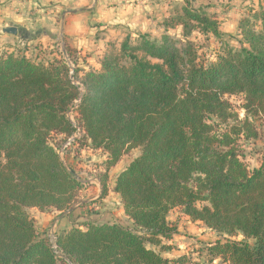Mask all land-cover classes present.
I'll return each mask as SVG.
<instances>
[{"label": "trees", "instance_id": "16d2710c", "mask_svg": "<svg viewBox=\"0 0 264 264\" xmlns=\"http://www.w3.org/2000/svg\"><path fill=\"white\" fill-rule=\"evenodd\" d=\"M173 26L219 36L213 16L187 5L163 22ZM239 30L240 48H225L207 65L171 37L157 43L145 33L109 43L98 70L72 75L63 59L0 56V264H58L28 211L63 213L77 204L81 182L50 140L72 136L66 114L78 98V141L107 156L99 200L108 193L106 173L130 151L140 153L111 190L133 229L87 222L57 234L70 264H170L145 244L171 237L174 209L223 236L207 248L212 258L264 264V152L249 170L238 145L257 140L254 121L264 116V11ZM233 96L243 101V119Z\"/></svg>", "mask_w": 264, "mask_h": 264}, {"label": "rangeland", "instance_id": "374dc122", "mask_svg": "<svg viewBox=\"0 0 264 264\" xmlns=\"http://www.w3.org/2000/svg\"><path fill=\"white\" fill-rule=\"evenodd\" d=\"M92 1L95 2V0H0V56L21 55L42 64H47L53 59L62 60L65 58L72 74L74 69L95 70L93 65L95 61L97 62L98 55L90 57L88 54L82 55L80 51L73 49L71 47L72 40L64 30L66 18L71 19L73 15L90 11L93 5ZM166 1V6L161 7L158 10V15L154 16V24L149 27V33L145 34H148L150 39L157 43L160 42L162 36L167 35L178 47L192 48L197 61L202 65L214 61L225 48L239 49L243 44L239 30L241 21L250 19L253 13L264 11V0H160L158 4ZM186 5L191 11L213 16L218 23L219 36L214 37L209 33H201L196 28L186 31L180 26H173V28L165 30L163 22L181 15L182 8ZM73 10L76 11L74 14L67 13V11ZM3 25L16 28L17 34H5L3 29L6 27ZM116 37L113 40L108 39L105 48L112 42L118 45L124 39L123 35ZM131 37L136 38V36ZM78 76H82V73H79ZM228 101L239 119H243L245 114L241 109L243 105L241 97H229ZM71 114L74 118L75 113L72 111ZM258 120L254 121L256 128ZM62 139L60 136L53 137L50 143L57 148L61 162L81 182V190L77 195V204L70 209V212L68 210L59 214L63 215L62 217L70 216L71 228L80 230H84L83 225L87 222L116 223L133 229L131 222L124 214L120 213V200L111 190L116 176L139 155L140 150L135 149L124 155L120 162L106 173L105 183L108 193L104 199L99 200L102 178L105 175L106 154L101 150L91 149L87 142L83 144L78 140L67 149L63 148L61 152L65 145ZM261 143L260 140L245 142L242 139L238 142L241 159L249 170L258 166L262 155ZM88 179L92 180L88 181ZM87 200L89 202L83 205V201ZM76 209L79 211L72 213ZM28 213L33 220L43 217L31 210ZM56 213L58 212L43 213L44 217H52L46 222L37 220L36 228L40 235L47 236L52 232L57 235L69 230H60L59 225L54 226L53 222L59 216ZM111 214L113 215L111 216ZM167 222L173 230L171 237L169 239L161 238L154 245L147 242L145 245L148 249L168 259L170 264H175L172 261L180 258L184 259L183 264H228L220 258H212L207 254V248L216 241H221L223 236L209 230L200 222L192 221L183 215L180 209L172 210L167 216ZM230 239L241 241L242 237L233 236ZM57 259L59 260L58 264H66L64 259Z\"/></svg>", "mask_w": 264, "mask_h": 264}, {"label": "crops", "instance_id": "0c3cea01", "mask_svg": "<svg viewBox=\"0 0 264 264\" xmlns=\"http://www.w3.org/2000/svg\"><path fill=\"white\" fill-rule=\"evenodd\" d=\"M159 1L160 0H95L94 3L92 1L93 5L90 11L78 15H71V19L66 18L64 30L72 40L71 47L73 49L80 51V54L82 55L88 54L90 57H93L96 54L98 55L97 62L95 61L93 65L94 69L98 70V61L103 54L108 39L113 40L117 38L116 36L120 35H123L124 37L128 34L135 36L137 33H149V27L151 24H154V16L158 15V10L167 4V1L158 4ZM3 26L6 27V25ZM258 121L256 128L258 132L257 140L262 142L261 146L263 153L264 116ZM116 196L119 198L118 195ZM88 202L89 200L83 201V205ZM107 208L110 210L109 207ZM80 210H83V208H80ZM31 211L43 216L39 217L37 220L46 222L52 218L50 216L44 217L43 213H39L35 209H32ZM76 211L79 210L76 209L72 213H75ZM120 213L124 214L121 204ZM113 214H111V216ZM62 216L63 215L59 214L56 221L53 222L54 226L57 227V225H59L60 230L70 229L72 227V221L69 220L70 216ZM34 220L35 229L37 234H39L36 228V224H38L36 223V218H34Z\"/></svg>", "mask_w": 264, "mask_h": 264}, {"label": "built area", "instance_id": "2783aa9c", "mask_svg": "<svg viewBox=\"0 0 264 264\" xmlns=\"http://www.w3.org/2000/svg\"><path fill=\"white\" fill-rule=\"evenodd\" d=\"M67 65H68V61L64 58L63 59ZM70 75H72V72H71V69H70ZM80 101V98H78L77 100L74 101V103L72 104V106L70 107V110L68 112V114L66 115L68 120L71 122L72 124V127L74 128V132L72 134V136L70 138H68L66 140V142L64 143L65 145L62 147L61 149V152L63 151V148H66L67 147H70L72 144L76 143L77 140H79L81 137H82V132L81 130L79 129L78 125L76 124L74 118H73V115L71 114L72 111L75 113V109L77 108V105ZM61 154V153H60ZM60 156V155H59ZM73 174V173H72ZM74 175V174H73ZM75 176V175H74ZM76 177V176H75ZM77 178V177H76ZM92 180V179H91ZM90 179H88V181H91ZM45 237L47 238L49 244H50V247L52 249V252L53 254L57 257V258H60L61 259V256L62 254L60 253V251L57 249L56 247V237L57 235L54 234V232H52L51 234L49 235H45ZM66 264H70L66 259L64 260Z\"/></svg>", "mask_w": 264, "mask_h": 264}, {"label": "water", "instance_id": "95a60500", "mask_svg": "<svg viewBox=\"0 0 264 264\" xmlns=\"http://www.w3.org/2000/svg\"><path fill=\"white\" fill-rule=\"evenodd\" d=\"M75 12L76 11H74V10L73 11H67V13H71V14H74ZM3 32L5 34H8V35H16L17 34V29L13 28V27H6V28L3 29ZM64 53L65 52L63 51V55H64ZM68 212H70V210ZM61 258L65 260L63 255L61 256Z\"/></svg>", "mask_w": 264, "mask_h": 264}]
</instances>
